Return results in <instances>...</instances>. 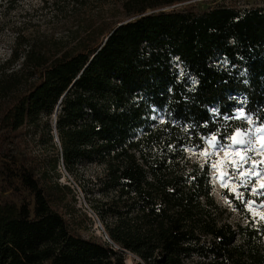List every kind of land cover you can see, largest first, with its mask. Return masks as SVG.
Here are the masks:
<instances>
[{"label": "trees", "instance_id": "obj_1", "mask_svg": "<svg viewBox=\"0 0 264 264\" xmlns=\"http://www.w3.org/2000/svg\"><path fill=\"white\" fill-rule=\"evenodd\" d=\"M181 1L123 0L132 19L49 43L17 34L0 63V167L13 197H0V264H264V225L226 221L208 164L187 155L245 128L226 118L236 109L260 124L264 4L148 12ZM48 2L61 14L85 5ZM20 133L51 154L16 151ZM59 165L77 180L96 166L85 197L111 242L69 226L76 194Z\"/></svg>", "mask_w": 264, "mask_h": 264}, {"label": "rangeland", "instance_id": "obj_2", "mask_svg": "<svg viewBox=\"0 0 264 264\" xmlns=\"http://www.w3.org/2000/svg\"><path fill=\"white\" fill-rule=\"evenodd\" d=\"M122 1L85 0L84 6L77 5L71 12L63 8V13L61 14L53 8L50 2L45 5L44 0H0V63L10 57L17 34H26V37L29 34L40 36L49 43L53 38L62 36L69 28H75L76 26L86 27L94 23L117 22L119 24L132 19V16H125L121 11L120 4ZM217 4L250 7L262 5L264 0H185L155 10H149L148 12L163 9H188L198 12ZM14 66L16 67L17 64L15 63ZM238 110H241V108L234 110L232 117ZM52 118V121H54V116ZM240 120L246 124L245 128L240 129L241 132L246 128L256 129L261 127L260 124L252 119L253 122L247 119ZM211 138L212 136H209L204 139L202 149H188L187 155L192 161L208 164L212 195L222 210L225 220L230 222L233 227H236L237 224L245 223L247 218L253 220L254 223L258 222L264 225V220L261 219L264 216V207L255 206V204L264 201V197L250 194L252 188L260 189V186L264 184V173L261 172L264 169V151L256 153L253 158V163L257 164L255 171L260 175H253L251 177L252 183L245 189L240 186V182L236 178L238 173L233 172L232 167L228 166L232 165L235 167L239 165V162L245 156L244 147L238 145L236 148H220L219 151H216L209 142ZM240 138L238 134H235L236 140ZM14 141L17 143L16 151L22 154L41 158L50 155L52 152L48 143L39 144L37 138L32 135L20 133L17 138H14ZM220 142L229 143L227 140H221ZM253 143L256 148L260 149L264 145V135H254ZM204 152L214 154L205 156L201 154ZM58 168L60 172L59 182L70 184L76 194L75 207L78 210L71 217L65 215L69 226L86 238L101 241L107 240L106 232L100 220L90 207L92 202L89 199L90 197H85L87 187L83 186L85 184L83 180H88L98 170L96 166H85L80 171L83 177L78 176V180L68 176L61 165ZM248 170L249 166L245 164L243 171L246 173ZM88 185L92 188L90 183ZM4 189L6 187L0 167V197L12 199V190L9 189L3 192ZM238 193H243V200L236 198ZM253 201H255V204H252ZM111 245L116 247L114 243H111ZM126 261L128 263L131 262L130 254H127Z\"/></svg>", "mask_w": 264, "mask_h": 264}, {"label": "snow or ice", "instance_id": "obj_3", "mask_svg": "<svg viewBox=\"0 0 264 264\" xmlns=\"http://www.w3.org/2000/svg\"><path fill=\"white\" fill-rule=\"evenodd\" d=\"M211 111L216 112L218 110L212 109ZM226 118L228 119H247L250 122H253L251 120V117L247 116L243 109L236 111L233 117H226ZM258 118L260 120L261 127H258L256 129L246 128L243 132H241L239 128H236L233 130L234 134H227L223 136H221L219 133H216L214 136H212L211 140L209 141L212 147L216 151H219L220 148H236L238 145H242L244 147L245 156H244V159L239 162V165L235 167L232 165H228V166L232 167L233 172L238 173L236 178L239 180L240 186L245 189H247L248 185L252 183L251 177L253 175H257V176L260 175L259 173H256L255 171L257 164L253 163L254 155L258 152L264 151V145H262V147L258 149L254 146V143H253L254 135H264V116H261ZM153 119H155V117H153ZM235 134H238L241 138L239 140H236ZM216 137H219V139H217ZM221 140H227L229 141V143H221L220 142ZM196 147H200V146H196ZM201 154L205 156H211L214 153L204 152ZM245 164L249 166V170L246 173L243 171ZM261 172L264 173V169H262ZM250 194L253 196L264 197V184L260 186V189L252 188ZM236 198L243 200V193H238ZM245 203L247 202L245 201ZM252 204H255V201H253ZM249 206L251 207V205ZM255 206L264 207V201H261L259 204H255ZM261 219L264 220V216H262Z\"/></svg>", "mask_w": 264, "mask_h": 264}, {"label": "water", "instance_id": "obj_4", "mask_svg": "<svg viewBox=\"0 0 264 264\" xmlns=\"http://www.w3.org/2000/svg\"><path fill=\"white\" fill-rule=\"evenodd\" d=\"M163 10H164V9H163ZM119 24H120V23H119ZM119 24H118V25H119ZM105 235L107 236V238H106L107 241L111 242V241L109 240V237H108L107 233H105ZM115 246H116V245H115ZM116 247H117V246H116Z\"/></svg>", "mask_w": 264, "mask_h": 264}, {"label": "bare ground", "instance_id": "obj_5", "mask_svg": "<svg viewBox=\"0 0 264 264\" xmlns=\"http://www.w3.org/2000/svg\"><path fill=\"white\" fill-rule=\"evenodd\" d=\"M106 238H107V236H106Z\"/></svg>", "mask_w": 264, "mask_h": 264}]
</instances>
